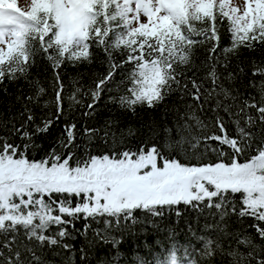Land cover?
<instances>
[{
	"label": "snow or ice",
	"instance_id": "snow-or-ice-1",
	"mask_svg": "<svg viewBox=\"0 0 264 264\" xmlns=\"http://www.w3.org/2000/svg\"><path fill=\"white\" fill-rule=\"evenodd\" d=\"M0 264H264V0H0Z\"/></svg>",
	"mask_w": 264,
	"mask_h": 264
},
{
	"label": "trees",
	"instance_id": "trees-1",
	"mask_svg": "<svg viewBox=\"0 0 264 264\" xmlns=\"http://www.w3.org/2000/svg\"><path fill=\"white\" fill-rule=\"evenodd\" d=\"M130 243V242H129ZM129 243H126L124 246H123V250L124 251H128V248H129ZM129 255H130V253H129Z\"/></svg>",
	"mask_w": 264,
	"mask_h": 264
}]
</instances>
